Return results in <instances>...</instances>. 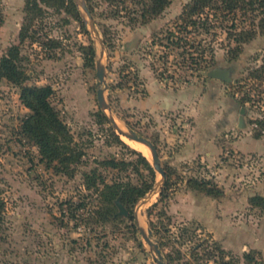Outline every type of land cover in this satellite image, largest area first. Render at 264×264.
Instances as JSON below:
<instances>
[{"label": "rangeland", "instance_id": "374dc122", "mask_svg": "<svg viewBox=\"0 0 264 264\" xmlns=\"http://www.w3.org/2000/svg\"><path fill=\"white\" fill-rule=\"evenodd\" d=\"M24 1L0 0V58L11 46L19 47L26 84L53 89L50 102L83 156L71 176L46 166L37 147L20 135L21 122L30 112L19 99V88L0 79V264H157L139 226L151 233L166 264L189 259L191 248L204 242L216 258L218 245L234 264L248 252L264 263V217L249 203L254 195L264 196V128L259 123L264 122V81L251 75L264 57V34L241 44L232 57L236 43L230 20L212 21L209 32L177 28L191 0H170L146 23L139 16L140 6L130 0L125 8L84 0L92 9L97 37L72 0L77 14L72 8L43 7L31 36L20 42ZM249 15L234 17L237 29L249 27ZM168 31L188 44L175 47ZM99 40L107 44L102 48ZM89 45L95 50L92 66H87ZM100 57L110 106L106 114L150 140L161 167L171 171L163 200L151 155L129 146L107 118L101 120L104 114L96 98L103 87L96 77ZM216 67L231 69V82L205 76ZM112 159L126 165L102 167V161ZM93 169L107 183H152L134 206L135 226L125 217L95 223L89 216L97 199L85 189L83 174ZM191 179L207 182L218 193L191 188ZM71 203L86 207L76 211Z\"/></svg>", "mask_w": 264, "mask_h": 264}, {"label": "trees", "instance_id": "16d2710c", "mask_svg": "<svg viewBox=\"0 0 264 264\" xmlns=\"http://www.w3.org/2000/svg\"><path fill=\"white\" fill-rule=\"evenodd\" d=\"M106 1L112 6L121 5L124 8L127 3V0ZM24 2L25 18L19 32L20 42H23L31 36V26L43 14V7L54 8L58 11L61 9L67 11L72 8L77 14L72 0H25ZM130 2L140 6L139 16L142 22L146 23L158 17L168 7L170 0H130ZM89 10L92 13V9L89 8ZM238 13L243 17L250 14L249 17H251V20L249 27L237 29L234 17ZM257 16L259 18L256 21ZM77 17L79 18L78 15ZM219 19L221 22L225 20L231 21L230 28L234 30L232 37L236 43L235 49L232 50L234 53L232 57H235L241 50V44L252 40L256 37L257 33L264 34V0H191L190 3L184 6L179 23L176 26L178 29L188 30V32L189 28L192 30L203 29L205 32H209L212 27L211 22ZM167 38L178 48L188 44L184 37H178L173 31L167 32ZM181 41H183V44H180ZM104 44H107L106 41H104ZM192 47L193 44H190V48ZM86 50L89 54L87 66H92L95 53L94 47L89 45L86 47ZM184 52L187 53V49ZM189 59L193 61L194 58L190 55ZM251 75L252 78L262 82L264 81V57L261 65ZM0 79H5L19 88V99L23 106L30 112L21 122L20 135L37 147L41 160L46 166L54 167L56 172L71 176L74 173V166L81 162L83 151L74 143L67 126L62 122L57 110L50 102L53 89L50 86L26 84L28 75L22 64L18 46H11L7 53L0 58ZM246 101L247 98L243 97L240 101L241 105L244 106ZM101 117L102 121H106V117ZM259 123L264 128V122L261 121ZM115 136L120 141L119 136L116 134ZM260 136V132L255 135L256 138ZM139 162L144 169L148 170L152 175L154 174L151 165L145 157L139 155ZM101 164L102 167L112 169H119V167L126 165L124 162H117L114 159L104 160ZM170 174L171 171L169 172V169H165L166 179L161 188L159 200L166 198L165 189L168 185ZM83 177L85 189L92 191L97 199L96 205L89 212V216L95 223L113 222L124 219L116 215L118 209L115 201L119 198L120 203L128 211L125 219L132 222L131 226H135L134 206L149 191L152 186L151 182L142 181L140 184L130 182L107 183L101 174L98 173L97 169H93L89 173H84ZM206 184L207 182L205 181H197L194 179L188 181V185L193 189L204 190L212 196L214 193H218L216 188L207 187ZM249 203L253 207L258 208L264 217V196L254 195L249 199ZM70 206H74L76 211L86 207L84 203H77L76 205L71 203ZM3 209L4 204L0 199V229ZM75 217L73 215L72 218ZM206 245L207 242H204L198 244L197 247L191 248L189 259H181L182 262L180 264H208L210 261H213L214 264H234V260L225 259V252L220 246H214V250L219 253L218 259L215 257L213 251L207 249ZM170 260H172V257L168 255V262ZM240 260H242V264H264L251 252L244 253L239 259H235L238 264H240Z\"/></svg>", "mask_w": 264, "mask_h": 264}, {"label": "water", "instance_id": "95a60500", "mask_svg": "<svg viewBox=\"0 0 264 264\" xmlns=\"http://www.w3.org/2000/svg\"><path fill=\"white\" fill-rule=\"evenodd\" d=\"M73 2L75 3V5L77 7L81 8L84 11V13L86 14V16L89 20L88 23L85 19H84V21L87 24H89V26L91 27L94 34L98 37V33L94 30V23H93L91 12L88 9L85 1L84 0H73ZM99 43H100L101 47L103 48V45H104L103 42L99 40ZM101 57L96 61V77L98 79L97 85H99V86L103 85V87H99L97 89V92H96V98H97L99 108L103 112L104 116L111 123L113 129L117 132L118 135L123 136L130 141H134V142L143 144L148 149V151L151 155V159H152V162H151L152 167L161 176L160 182L156 185V190H157V189H159L160 186L163 187L165 179H166V175H165L164 169L161 167L160 158L158 156V152H157L156 147L153 145V143L150 140L138 135L134 131L129 130V129L124 128V127H120L118 125V123L116 122V120L114 119L113 115L106 114V111H110V106L107 104L105 97H104V92L106 90L105 67L101 62ZM230 73H231V69H222V68L216 67V68H212V69L206 71L204 74L206 77L218 79V80L229 83L232 80ZM243 113H244V108H241L240 114L242 115ZM239 126L240 127L242 126V118L239 119ZM161 188H160V191H161ZM115 204H116L117 209H118L116 215L120 216V217H126L128 214V211L120 203L119 198L116 199ZM138 231L141 234V237L143 238V240L149 246L151 252L153 253L155 260H156V263L157 264H166L163 261V256L161 254V251H160L157 243L153 242L151 239V233L146 232L144 230V228H142L140 226L138 227Z\"/></svg>", "mask_w": 264, "mask_h": 264}, {"label": "bare ground", "instance_id": "6f19581e", "mask_svg": "<svg viewBox=\"0 0 264 264\" xmlns=\"http://www.w3.org/2000/svg\"><path fill=\"white\" fill-rule=\"evenodd\" d=\"M118 125L120 127H122L119 123ZM123 140L129 145L131 146L132 148L138 150L139 152H141L143 155H145L146 157H149L150 153L148 151V149L143 145V144H140V143H137V142H134V141H129L125 138H123Z\"/></svg>", "mask_w": 264, "mask_h": 264}, {"label": "crops", "instance_id": "0c3cea01", "mask_svg": "<svg viewBox=\"0 0 264 264\" xmlns=\"http://www.w3.org/2000/svg\"><path fill=\"white\" fill-rule=\"evenodd\" d=\"M181 152H182V151H181ZM212 152H213V151L211 150L210 153H206V155L211 156ZM185 153H187V152H184L183 154L180 153L178 157H179V158H182V157H183L182 155H184Z\"/></svg>", "mask_w": 264, "mask_h": 264}]
</instances>
